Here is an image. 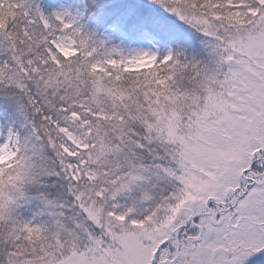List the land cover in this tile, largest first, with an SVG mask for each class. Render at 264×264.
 <instances>
[{
  "label": "snow or ice",
  "instance_id": "snow-or-ice-1",
  "mask_svg": "<svg viewBox=\"0 0 264 264\" xmlns=\"http://www.w3.org/2000/svg\"><path fill=\"white\" fill-rule=\"evenodd\" d=\"M0 264H264V0H0Z\"/></svg>",
  "mask_w": 264,
  "mask_h": 264
}]
</instances>
